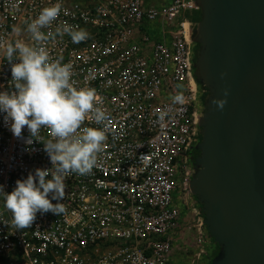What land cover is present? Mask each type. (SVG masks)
I'll list each match as a JSON object with an SVG mask.
<instances>
[{"label": "built area", "instance_id": "1", "mask_svg": "<svg viewBox=\"0 0 264 264\" xmlns=\"http://www.w3.org/2000/svg\"><path fill=\"white\" fill-rule=\"evenodd\" d=\"M55 3L53 29L67 22L90 35L46 46L73 66L76 87L96 90L109 119L84 126L104 128L107 140L91 174L65 179L63 213H38L17 231L0 197V264H209L216 243L190 189L206 93L193 67L196 0H0V91L14 90L3 47L32 43L14 29ZM51 167L43 144L13 137L0 114L4 191Z\"/></svg>", "mask_w": 264, "mask_h": 264}, {"label": "water", "instance_id": "2", "mask_svg": "<svg viewBox=\"0 0 264 264\" xmlns=\"http://www.w3.org/2000/svg\"><path fill=\"white\" fill-rule=\"evenodd\" d=\"M205 87L190 181L218 246L209 264H264V0H196Z\"/></svg>", "mask_w": 264, "mask_h": 264}, {"label": "clouds", "instance_id": "3", "mask_svg": "<svg viewBox=\"0 0 264 264\" xmlns=\"http://www.w3.org/2000/svg\"><path fill=\"white\" fill-rule=\"evenodd\" d=\"M61 10L60 3L44 7L25 29H14L18 35L26 31L31 44L17 40L3 47L14 90L0 91V114L13 137L29 146L43 144L53 169H36L25 179L16 180L10 192L0 185V197L17 231L31 227L38 213L59 215L65 211L60 203L65 196V179L72 174H91L107 140L104 128L84 126L86 120L103 125L109 119L96 90L76 87L73 66L63 63L62 57L53 58L46 46L64 35L73 43L89 38L85 29L67 22L53 29ZM181 99V94L173 97L174 101ZM42 130L50 136L43 137Z\"/></svg>", "mask_w": 264, "mask_h": 264}, {"label": "flooded vegetation", "instance_id": "4", "mask_svg": "<svg viewBox=\"0 0 264 264\" xmlns=\"http://www.w3.org/2000/svg\"><path fill=\"white\" fill-rule=\"evenodd\" d=\"M194 47L196 49L197 45H194ZM205 91H206V89H205ZM198 154H199V151L194 148L193 151H192V155L194 157H196ZM217 250H218V247L214 246L212 251L210 252V255L213 254L212 256H214L216 254L215 252H217Z\"/></svg>", "mask_w": 264, "mask_h": 264}, {"label": "trees", "instance_id": "5", "mask_svg": "<svg viewBox=\"0 0 264 264\" xmlns=\"http://www.w3.org/2000/svg\"><path fill=\"white\" fill-rule=\"evenodd\" d=\"M199 17H200V13H199V11L195 12L194 15H193L194 20L198 21ZM205 96H206V93L203 94V96H202V100H204ZM216 247H218V246L216 245ZM215 253H216V252H215ZM212 255H213V254H212ZM212 255H211L210 257H212Z\"/></svg>", "mask_w": 264, "mask_h": 264}]
</instances>
